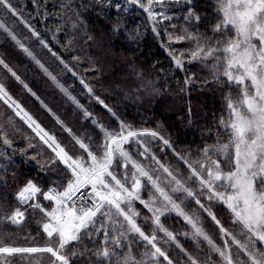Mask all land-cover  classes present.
Instances as JSON below:
<instances>
[{
  "label": "snow or ice",
  "instance_id": "snow-or-ice-1",
  "mask_svg": "<svg viewBox=\"0 0 264 264\" xmlns=\"http://www.w3.org/2000/svg\"><path fill=\"white\" fill-rule=\"evenodd\" d=\"M127 2L138 5L153 19L157 16L164 20L172 19L163 11L156 13L153 10L155 5H164L166 0ZM174 2L193 5V0ZM95 3L110 4L111 0H95ZM113 6L120 8L119 4ZM0 11L20 17L10 0H0ZM214 11L208 31L201 32L196 26L201 22V16L191 7L184 19L192 26L184 27L175 34L169 33L170 42L191 44L190 48L179 53L180 56L189 63L197 61L205 64L210 68L213 80L227 85L226 112L219 118L220 127L215 142L203 146L193 160L187 158L189 154L176 153L190 170L186 179H180L176 172L161 163L141 138L159 139L171 147L169 139L155 130H134L131 124L119 120L112 108L99 97L95 98L116 117L119 127L109 130L98 124L103 138L95 144V151L83 140L73 137L86 156L72 155L12 99L4 84L0 83V100L14 109L15 115L28 124L35 138L53 154L45 159L37 152L31 159L35 161L40 156V171H55L58 175V179L51 180L46 188L34 179L26 180L14 193L21 207L0 216L6 223L19 226L24 222L26 212L31 211L34 217L38 214L36 223L46 235L45 244L16 246L15 242L5 243V234L0 233V257L47 253L52 258V264H76L77 260L86 264H264V0H215ZM60 12L61 18L73 29L85 24L80 11L74 6V0H63ZM24 23L34 36L39 37V32L32 29L27 21ZM171 27L176 28V25ZM0 30L35 60L33 53L2 18ZM40 42L48 46L43 40ZM72 42L70 40L69 44ZM52 55L71 71L57 53ZM73 59L79 61L81 58L76 56ZM174 59L177 67L183 68L184 61ZM36 63L66 95H70L39 60ZM0 65L17 80L20 79L2 58ZM137 75L143 79L141 74ZM80 83L92 93V88L83 79ZM24 87L31 92L26 84ZM141 89H154V85L147 81L137 91ZM32 95L35 96V93ZM70 98L83 108L74 97ZM84 115L90 117L91 113L85 109ZM92 122L97 123L95 119ZM0 141L9 148L12 146L2 126ZM133 143L138 146L135 155L143 162L135 160L125 147ZM29 147L36 148L31 139ZM3 171L0 165V183L7 182ZM12 176L15 179L16 174L12 173ZM192 178L198 181L195 191L186 182ZM145 189L148 190V199L141 196ZM197 191L206 201L215 200L226 206L236 231L221 224L215 214L201 203ZM174 194L181 195L174 198ZM188 198L218 226L219 243L203 228L199 215L184 211L181 204ZM135 202L151 214L145 218L153 226L151 233H146L138 223L141 214L135 208ZM167 212H175L190 226V232L180 235L196 245V254L181 245L177 234L161 223V217ZM157 232L163 233L160 240L165 244L175 246L180 253L179 258L170 257L168 249L160 245ZM23 238L29 239L28 236ZM201 245L206 248L203 256L199 254L203 251Z\"/></svg>",
  "mask_w": 264,
  "mask_h": 264
},
{
  "label": "trees",
  "instance_id": "trees-1",
  "mask_svg": "<svg viewBox=\"0 0 264 264\" xmlns=\"http://www.w3.org/2000/svg\"><path fill=\"white\" fill-rule=\"evenodd\" d=\"M20 13V17L0 11L9 29L33 53L35 60L29 57L16 42L0 30V58L19 76V80L0 65V83H3L11 97L17 101L46 131L54 135L57 141L72 155H85L73 139L77 137L95 151V144L103 138L98 124L112 130L119 127L116 117L132 125L134 130L150 129L169 139L171 147L159 139L143 137L161 163L170 167L180 179L190 176L187 165L176 155L189 154L187 158H197L199 150L216 140L219 118L225 115V95L227 85L217 83L212 78L211 70L203 63L187 62L179 53L190 48L189 43L169 41V33L175 34L184 27H191L184 19L187 9L194 7L201 16L196 24L201 32L211 28L215 15V0H193V5L165 2L154 6V12H165L171 20L157 16L153 19L138 5L129 4L127 0H111L110 4H97L95 0H74V6L80 11L85 24L73 29L70 23L61 18L60 4L63 0H10ZM119 4L117 9L113 5ZM84 6H87L86 8ZM27 24L39 32L34 36ZM195 24V22H192ZM171 25H176L172 28ZM60 31H57V29ZM167 29V30H165ZM210 35V31L208 32ZM92 39H88V37ZM74 38V39H73ZM48 46L45 47L40 41ZM73 41L69 44V41ZM51 49V51H50ZM68 64L66 69L56 56ZM80 57L79 61L73 57ZM184 61L183 68L177 67L175 59ZM39 60L61 85L64 86L89 113L85 117L83 108L75 102L50 78L36 63ZM141 74L142 78L138 77ZM92 88V93L80 83ZM21 81L23 83H21ZM150 81L154 89L137 91L140 85ZM27 85L31 92L25 89ZM35 93V96L32 95ZM233 96L235 92L233 91ZM37 97L39 99H37ZM116 113L113 117L104 104ZM50 110V111H49ZM59 122H58V120ZM0 126L12 141L9 148L0 141V165L2 175L7 180L0 183V216L11 213L21 207L14 198V193L28 179L36 180L42 187H47L51 180L58 179L57 172L40 171L38 161L31 156L37 152L45 159L51 157V151L35 138V133L28 127L14 110L0 100ZM70 130V131H69ZM221 138L223 132L221 130ZM36 148L29 147V140ZM138 162L142 158L135 155L136 144L125 145ZM26 150V152H25ZM142 151V147H140ZM62 167V166H61ZM12 173L16 174L13 179ZM187 184L195 191L198 181L187 179ZM181 194H174L178 196ZM201 203L215 214L225 228L236 229L231 224V213L222 203L206 201L197 191ZM142 198L148 199V190H142ZM180 202L179 200L177 201ZM140 212L138 223L146 233H151L152 225L145 218L150 213L139 202L135 203ZM181 206L189 214L199 215L203 228L219 243V228L211 217L202 211L191 199H184ZM24 222L11 225L0 219V233H4V242H15L16 246L44 245L46 235L40 230L31 211L26 212ZM161 223L169 231L177 234V240L189 252L196 254V245L180 235L190 232V226L182 217L169 213L161 218ZM160 245L168 249L170 257L177 259L180 253L172 244H165L157 232ZM28 236L29 239L23 237ZM31 237H35L34 240ZM87 243V241H86ZM204 255L206 248L201 245ZM52 264L50 254H24L12 257H0V264ZM76 264H86L77 260ZM166 264V262H162Z\"/></svg>",
  "mask_w": 264,
  "mask_h": 264
},
{
  "label": "rangeland",
  "instance_id": "rangeland-1",
  "mask_svg": "<svg viewBox=\"0 0 264 264\" xmlns=\"http://www.w3.org/2000/svg\"><path fill=\"white\" fill-rule=\"evenodd\" d=\"M166 2H174V0H166ZM158 6H161V5H158ZM56 84H57V82H55ZM60 84V83H59ZM58 85V84H57ZM61 85V84H60ZM64 92V91H63ZM69 93V92H68ZM11 96V95H10ZM70 97H72L71 96V94L69 95ZM13 99V98H12ZM73 100V99H72ZM75 101H77V100H75ZM76 105H77V103H75ZM80 105V104H79ZM79 108H81V107H79ZM13 109V108H12ZM14 110V109H13ZM83 110H85L84 108H83ZM91 118V117H90ZM92 120H93V118H91ZM141 196H142V192H141ZM136 203V202H135ZM135 208H136V206H135ZM169 213H174V214H176L175 212H167V213H165V215L166 214H169ZM162 218V217H161Z\"/></svg>",
  "mask_w": 264,
  "mask_h": 264
}]
</instances>
